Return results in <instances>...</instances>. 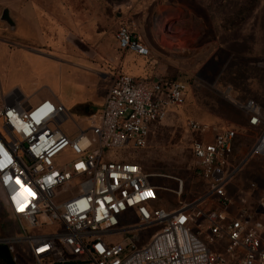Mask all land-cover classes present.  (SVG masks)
<instances>
[{
    "label": "built area",
    "instance_id": "1",
    "mask_svg": "<svg viewBox=\"0 0 264 264\" xmlns=\"http://www.w3.org/2000/svg\"><path fill=\"white\" fill-rule=\"evenodd\" d=\"M115 39L120 52L149 56L127 24ZM189 90L187 82L119 72L98 121L75 136L62 131L70 118L64 105L44 100L26 108L17 89L1 96L0 196L18 232L0 245L16 253L12 246H23L33 264H264V189L254 182L229 193L241 171L264 158V110L257 104L244 106L254 141L242 156L235 129L186 124L204 186L191 201L181 200L182 179L148 174L108 155L129 146L144 150ZM157 178L175 181L176 209L159 206L167 189L152 183ZM150 227L160 230L144 248L139 237L128 236Z\"/></svg>",
    "mask_w": 264,
    "mask_h": 264
},
{
    "label": "rangeland",
    "instance_id": "2",
    "mask_svg": "<svg viewBox=\"0 0 264 264\" xmlns=\"http://www.w3.org/2000/svg\"><path fill=\"white\" fill-rule=\"evenodd\" d=\"M27 2L18 0L9 9L13 0H0V100L14 89L21 90L25 100L32 97L28 90H45L38 98L51 93L70 113L63 132L75 136L87 130L99 118L100 106L93 101L106 97L117 74L123 72L120 62L129 56L118 50L115 39L120 23H125L148 42L144 77L180 80L190 90L184 106L171 111L153 130L144 150L129 146L108 150V155L116 157L114 162L133 161L148 174L182 179V201L202 195L204 186L190 150L194 137L185 127L194 121L216 129L240 130L247 128L243 110L248 102L264 110V43L248 35L249 25L252 32L257 31L255 23L264 21V0H96L95 7L87 0H34L35 30L29 33L25 26L15 32L28 21ZM58 19L69 25L73 20L80 26V36H59ZM22 32L30 36L18 37ZM134 58L135 62L140 59ZM253 133L240 139V156L252 146ZM254 182L264 189V158L241 171L230 195L247 190ZM152 183L167 189L160 195L159 206L176 209L175 181L157 178ZM157 230L160 227L144 228L128 236L139 237L140 248H144ZM17 232L0 196V239L12 238ZM12 248L20 249L18 255L0 245V264H33L23 246Z\"/></svg>",
    "mask_w": 264,
    "mask_h": 264
},
{
    "label": "crops",
    "instance_id": "3",
    "mask_svg": "<svg viewBox=\"0 0 264 264\" xmlns=\"http://www.w3.org/2000/svg\"><path fill=\"white\" fill-rule=\"evenodd\" d=\"M17 1L18 0H13V4H8V7H9V9H12V8H15L16 7V3H17ZM26 1H29V4H28V2L26 3L30 8H29V11H28V9H27V12H26V14L28 13V12H30L29 14L30 15H26L25 17L27 18V23H26V25H18L17 26V29H16V31L15 32H17V30L18 29H20V28H23L24 29V27L25 28H27V29H29L30 30V32L29 33H31V31H34L35 30V28H36V21H37V18H36V15H35V13H36V8H37V4L34 2V0H26ZM67 0H64V2L65 3H67L66 2ZM71 1H74V0H71ZM77 1H79V0H77ZM88 1V3H89V6L90 7H92V6H96V0H87ZM160 5H158V7H159ZM176 9L177 8H179V5H176V4H174L173 5ZM160 8V7H159ZM121 11V10H120ZM119 15V14H118ZM89 19L90 20H92L93 19V17H89ZM121 19H123V18H121ZM144 20H146V17L145 18H143ZM122 23H120V25H121ZM256 24V26H253L254 27V29H257V31L255 30V31H251L252 29H251V27H250V25H249V27H248V30H249V32H248V35H250V34H253V35H255V37H257L258 39H261L262 38V40H263V43H264V21H258V22H256L255 23ZM119 25V26H120ZM69 28L70 29H72V31L70 32V30H69ZM58 30V32H57V34L59 35V36H61V37H64V36H66L68 33H71L72 34V36L73 37H77L78 35L80 36V34H81V29H80V26H76L75 25V23H74V21L73 20H70V25L69 24H64V22H63V19H62V21H60L59 19H58V21H57V25H56V31ZM135 32V31H134ZM255 32V33H254ZM136 33V32H135ZM27 35V36H26ZM30 36V34H25V32H22V33H20L19 35H18V37H20V38H28L29 36ZM140 37H141V39H142V41H143V43L146 45V43H148L147 42V40L145 39V38H143L142 36H141V34H138ZM117 43V42H116ZM118 47V46H117ZM119 50V49H118ZM121 53H123V52H121ZM124 54H128L129 56L128 57H125L121 62H120V66H121V68H122V70H123V73H125V74H127V75H130V76H132V77H138L137 79H141V80H160V79H163V78H157V77H155V76H153L152 78L151 77H144V76H146V74H147V70L145 69V64H144V58L143 57H139V56H137V55H135V54H132V53H124ZM134 57H136V58H140L139 60H137L136 62H135V58ZM114 62H115V60H113ZM137 64V65H136ZM142 77V78H141ZM178 81H180V80H178ZM183 82V81H182ZM14 90H16V89H14ZM11 91H13V90H11ZM11 91H9V92H11ZM8 92V93H9ZM20 92H21V90H20ZM28 92L31 94V96L32 97H30L28 100L26 99L25 100V97L23 96V93H22V99H21V103L23 104V105H25V107L26 108H29V107H34V106H36V105H38L40 102H42V101H44V100H51V101H54V102H60L62 105H64L61 101H59L58 99H56L55 97H54V95L53 94H51V93H48L47 92V95H46V97L45 98H38V95L39 94H42V93H45L46 91L45 90H38V91H34V90H28ZM7 93V94H8ZM107 93V92H106ZM31 98L32 99H35V100H33L34 102H31V104H29L28 103V101L30 102L31 101ZM104 99H105V97L103 98V99H100V100H95V101H93L95 104H97V105H99L100 106V108H101V106L103 105V103H104ZM24 101H26V102H24ZM260 107V106H259ZM66 108V107H65ZM261 108V107H260ZM211 127V126H210ZM213 128V127H212ZM233 129H235L237 132H238V134L241 136V137H239V142H238V144H237V148H236V150H237V154L240 156V154H241V151L239 150V143H240V139L242 138V137H244V134H246V133H250L248 130H249V128H248V124H247V128H244V127H242V128H240V130L239 129H237V128H233ZM214 130H219V129H216V128H214ZM231 189V188H230ZM229 193H230V190H229ZM2 201V200H1ZM159 205H160V203H159ZM161 208H163V207H161ZM164 209H166V208H164ZM13 260V262H14V259H12Z\"/></svg>",
    "mask_w": 264,
    "mask_h": 264
}]
</instances>
